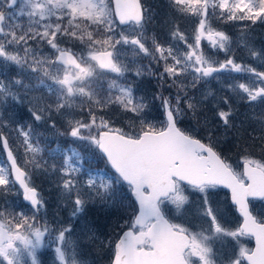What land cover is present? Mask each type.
Segmentation results:
<instances>
[{
	"label": "snow or ice",
	"instance_id": "obj_1",
	"mask_svg": "<svg viewBox=\"0 0 264 264\" xmlns=\"http://www.w3.org/2000/svg\"><path fill=\"white\" fill-rule=\"evenodd\" d=\"M175 10L182 15L196 18L192 42L171 24V38L182 42L186 50L178 45L165 46L153 40L146 45L145 25L150 21L140 0H0V106L9 99L22 102L24 95L43 85L49 94L29 100V109L34 121L49 120L56 129L53 114L67 116V128L60 135H68L84 142L90 149L99 152L114 173L110 177L87 174L83 185L78 174L81 169L73 162L80 153L65 150L62 164L48 165L37 159L44 151L34 140L31 125H17L15 131L22 137L25 166L18 163L8 137L0 131V144L6 153L7 165L0 166V264H41L38 251L43 248L45 238L54 235L56 258L59 264H81L74 250L67 247L66 233L70 228H50L40 215L44 201L31 182L27 165L47 173L58 172V187L62 197L72 199L73 217L84 212L88 198L109 204L123 196L122 186L127 184L138 203L134 218L121 229L114 242L111 264H264V215L254 214L249 207V198L264 201V159L244 155L238 170L209 142L181 130L178 117L187 112L195 115L207 95L199 101L194 93L199 86L224 71L250 73L247 83L230 85L243 101L264 104V71L251 65L238 63L231 55V37L213 27L212 21H257L264 22V0H170ZM117 24L133 28L134 34L116 31ZM202 40L216 51H223L225 59L215 60L201 49ZM78 42L87 50L76 52ZM69 45L62 47L61 45ZM53 52L44 55L42 46ZM117 45L130 46L134 55L149 58L163 65L162 72H150L158 80L177 89L174 97L154 94L152 101L160 100L163 109L162 122L146 120L152 101L137 97L131 84L121 83L127 64L119 59ZM249 55L264 63V50H256L245 43ZM9 65L19 72L8 76ZM115 74L107 87L101 79L106 74ZM26 74L37 81L33 88L18 78ZM143 74L137 67L135 75ZM49 81L51 83H49ZM193 93L190 95L189 93ZM227 110L218 109L217 117L226 129L234 127V110L227 97L222 98ZM79 106L87 119H77L73 110ZM115 106L125 113H132L141 121L140 130L128 132L116 128L112 121L97 112ZM0 128L7 127L2 119ZM207 123V121H206ZM59 131V130H57ZM253 141L264 145V115L259 118V128L249 134ZM16 185L22 189L18 192ZM230 190L231 202L242 218L234 228L227 227L223 216L209 200L211 190L218 187ZM22 195L30 205L31 215L18 206H9V194ZM192 193L201 194V215L207 228L193 231L169 213H183L190 203ZM174 206L170 208L169 206ZM242 237L255 239V248L240 245ZM231 238L236 242L232 254L220 255L214 251L212 242ZM238 246V252L236 247Z\"/></svg>",
	"mask_w": 264,
	"mask_h": 264
},
{
	"label": "rangeland",
	"instance_id": "obj_2",
	"mask_svg": "<svg viewBox=\"0 0 264 264\" xmlns=\"http://www.w3.org/2000/svg\"><path fill=\"white\" fill-rule=\"evenodd\" d=\"M174 10H175V8H174ZM149 13H147L148 16H149ZM181 16L182 17H186L188 19V21H189V23L186 22L184 24H181L180 26L177 24V27H179V28H181L183 30L189 29L190 28V23L194 22L196 20V18L194 16L190 15V14L189 15H182V14H180V13H178L176 11V17L178 18V20H180ZM231 22H233V23H231ZM228 23L232 24L235 27H236V25H238L237 27L240 26V29L242 31H243V27H245L246 29H248L250 27L247 24H250V25L254 24L251 21L247 22V20L246 21H229ZM245 23H247V24H245ZM256 23L258 25H261L264 22L257 21ZM121 30H123V31H125V32H127L129 34H134L133 33V28L131 26H119L117 24V27H116L117 33H119ZM258 31L260 32V29ZM193 32H194V30L192 29V34H193ZM183 33L188 37L189 43H191L193 35L189 36L187 31H184ZM261 33H264V32H261ZM226 34L228 35V33H226ZM253 35H256V34H247V32L244 30L241 34L240 33L239 34L236 33L235 36L239 40L238 42H240V39L242 37L243 41L245 43L250 44L251 46H253L258 51L259 50H264V49H262L260 47L259 44H256L254 42ZM228 36H230V35H228ZM231 39H232V41L234 40L233 38H231ZM203 41H205L207 43L205 46L202 45ZM166 42L167 43H164L163 45H165V46H168L169 44L178 45V47L182 51L186 50L185 46L183 45V43L181 44V42L178 43L177 41H175L173 39H171L170 41L166 40ZM202 42H201V45H202L201 49H202V51L205 54L211 56L215 60L218 59V60L222 61V60L225 59V55L226 54L223 51H220V52L215 51L214 49H212L209 46V44H208V42L206 40H202ZM76 44H78V42ZM231 44H232V42H230V48H231ZM73 50L74 51L77 50V45H75L73 47ZM117 50H118V54H119V59L123 63L127 64L129 69H130V71L125 73V76L121 78L120 82L121 83H126V84H131L133 89H134V94L137 97H145L148 101H152V97H153L154 94H161L162 93V95L164 97H174L176 95L177 89L175 87H172V89H171L169 82L166 83L167 84V88H168V90H170V92H172V94L174 93V96H169L167 94L166 95L163 94V88H161L160 91H157L158 89L156 88L154 90V92L153 91L152 92L151 91L142 92L141 86L137 84L138 81H143L145 83H149V84L153 85V81H151V79L152 78L153 79H158V78L156 76L150 75L149 73L150 72H157V73L162 72L163 65L162 64H160V65L156 64L155 66L151 67L148 64V60L151 63H152V61L149 58L144 57L143 55H140V56L134 55V53H133V51H132L130 46L117 45ZM244 51H246L247 53L246 54L242 53L240 56H237V57H239L238 59H236L234 57L236 59V61L238 63H242V64H244L243 62H249V63L251 62L250 65H252L253 67H254V63H256L255 67L258 70H260V71H264V64L259 59L252 58L249 55L248 48H245ZM42 52H43L44 55H50L53 52V50H51L47 45H44V46H42ZM80 52H83L85 56L87 55V50L85 48H83V47H82ZM229 54L233 55V50H231V53H229ZM248 56H250L249 59H248ZM137 67H140V68L143 69V74L140 75V76H136L135 75V70H136ZM18 72H19V69L16 68L15 65H9V68H8V71H7V75L8 76H14ZM20 75L23 76V74H20ZM114 75L115 74H110L109 73V74H106V75L103 76L105 78L101 77V79L104 81V84H106ZM251 78H252L251 74L250 73L247 74L245 72L236 73V72L228 71L227 72V79L224 76H221V75L217 74L216 78H211L206 83H203L202 86H199V91L195 92L197 94L195 98H199V97L203 98L204 95H207L208 93H211V95H208V98L210 97L212 99V102L209 105L213 106V109H216L217 107L214 106L215 105V101H219V100H221L224 97V94L222 93V91H226V93L229 96H232L231 95V93H232L234 95V96H232V100H235L236 103H239V104L244 106V115H243V117H245L249 121L252 120L253 123H254L255 120L258 121V123H259L260 116L264 115V104H261L259 101L253 102L252 104H249L248 102L243 101V100L240 99V95H238V92H239L238 89L236 91H233V89L231 87H229L230 85H235L237 83H245V82L247 83V82H249V80ZM22 80H23L24 84L30 85L33 88H35V86L37 85V81L34 78L25 77V79H22ZM30 81H31V83L29 84ZM125 81H128V82H125ZM49 83H51V82L49 81ZM157 84H158V82H157ZM230 91H231V93H229ZM19 92L21 94L22 102L18 103V102L14 101V100L9 99V101H8V103L6 105L0 106V113L3 110L2 114L3 113L5 114L4 117H7V119H10V122L8 123V126L5 127V128L9 130V133L12 135V138L15 141V145L16 146H12L13 150L16 153H18L19 155L24 156L26 158L24 149L21 146V141H22L23 138L20 137L18 135V133L15 131V129H16L15 122L19 121V122L22 123V125H28V123H32V129H33V131L35 133L34 140H38L39 146L42 149H44L46 151V153H47L46 158H43V161L44 160L47 161L48 165H51V164L55 163L57 165V167H59L61 165V164H59V161L62 162L61 159L63 160L64 151L67 150L68 153H69L70 152L69 150L71 149L70 148L71 145L68 144V143H65V146H61V145L56 144V143H53V144L48 143L45 146H43L44 142H43V138H41L40 135H39V127L35 124L36 121L33 120L31 112L29 111V109L33 107V104L29 103V100H32L34 97L43 96L45 98V101H48L49 94L47 93V90L44 88L43 85H41L35 91L29 92L27 96L24 95V89L23 88H20ZM195 93H194V95H195ZM189 94L192 95L193 93L190 92ZM209 101H211V100H209ZM160 103L161 102L158 99L155 100V101H152V103L149 106V109H147L148 115L145 117L146 120H149L152 123H156V124H160L162 122L163 109L160 107ZM75 109H78L76 111H81L79 106H77ZM117 112L119 113L118 114L119 118H118V120H116V122L119 123V126L115 125L114 122L111 119H109V120L112 121L113 125L116 128L119 127V128H121V129H123L125 131H128V132H132V131H136V130L140 129L141 121H140L139 118L135 117L134 114L125 113V112H123L121 110H118V109H117ZM101 115L102 114H98V116H101ZM60 116L64 117L66 120L68 119L67 116H62V115H60ZM75 118L81 119V117H79V116H77V117L75 116ZM178 121L181 122V124L184 127V130L187 129L192 134L197 135L198 132L196 131V129H197V126L200 123L197 119H195V118L192 119L191 120L192 124H191V123H188V121L185 118V115L182 114L181 116L178 117ZM65 123L66 122H64L63 124L65 125ZM201 124L206 126L204 128V131H208V132L211 131V132L219 133L220 135L217 137V140L219 142H224L225 141V137L223 136V134L224 133L225 134L228 133L229 135L227 134L226 141H228V140L234 141L235 145H238L237 141L239 140V135H238L237 131L240 132V134H241V132H242L241 129H242V126L244 125V123H242V124L240 122L236 123L235 126L238 128V130L234 131V130H230L229 128L228 129L224 128V130H223L224 132L222 133L220 131H215L214 128L211 127L210 124H208L206 122L205 123H201ZM57 130H59V131L56 132L57 136H59L62 140H68V139L71 138L68 135H60L59 134V133H62V132L65 131L64 127H59V125H58V129ZM250 144H251V142L249 143V145ZM222 147H223V145H222ZM252 148H255V147L252 146ZM263 148H264V145H263ZM255 149H257V148H255ZM257 150H260V149H257ZM49 151H54L55 152L54 155H51ZM90 154H91L90 152L89 153L87 152V157L89 159H91V155ZM247 154H251L252 158H255L256 155H257L256 152H243V154H241V155H239L237 151H234L233 153H230V155H231V157H230L231 158V163L233 164V166L237 167V169L240 170V168H241V167H239L240 161H241L242 157L244 155H247ZM39 156L37 157V159H39ZM258 157H259V159H264L263 156H258ZM47 158H49L50 160H53V161H49ZM23 162H25V161H23ZM97 169H103V165L102 164L100 166L97 165ZM28 171H29V173L33 172L35 174L34 179L36 180V182H34V183H35L36 186H38L39 182H38L37 176L40 177L41 175H43L44 172H42V174H41V171L33 169L32 166L28 167ZM55 177H57V179H54ZM51 178L47 177L46 175L45 176L43 175L42 177H40L41 180L45 179V183L46 184H48V182L49 183L52 182L53 180H54V182L56 184V185H54V187H56V189L54 190V194H53V195H55L54 196L55 198L52 197V196L50 198V200H52L53 205L56 204L57 202H59V206L65 209V204L70 203L71 207H72V199H74V195L75 194H73L72 199H68V198L62 197L61 190L58 187V183H59V180H60L59 173L58 172H53V175H52ZM85 180L86 179H81L82 182H84ZM81 185H83V184H81ZM124 187L125 186L123 185L122 186V191L124 190ZM82 192L84 194V198L87 200V203H86L84 212L78 214V216L81 217V218H80V222L77 223L76 228H74L73 226L70 227V225H66V226L64 225L62 227H56V224H55V227H56L55 229H61V228H70L71 229V231L69 233H66V237H68L67 240H66L67 247H68V249L70 251L74 250L77 260L80 261L81 264L82 263L84 264V263L87 262L86 256L89 254L88 244L91 243V240H89V238L87 237L86 232L84 231V226H85L84 225V221H85V216H86L85 215L86 207H88V209H89L87 213H90V211H95L97 209V208H94V204L101 203V202H99L98 199H96L95 201L89 199L88 198V192H87L86 188H82ZM211 195L213 197H217L215 199L217 200V204H218L219 207L225 209L224 206L229 205L228 201L223 202L222 198L220 197L221 193L211 192ZM197 196H199L198 193H192L191 194L190 203H189L190 205L194 203L195 206H199V203H197V200H199L197 198ZM58 198L60 199L59 201H57ZM4 199L5 198H0V204L4 203ZM6 199H7V202L9 204V206H18V207H16L17 211H19L22 208V205L20 204L21 201L18 200V198H17L15 193L9 194L6 197ZM123 199H124V194H123L122 197L116 199L114 201V203H115V205L117 207L119 206L120 203H121L122 206L124 205L123 208H125V210H124V213L126 215L125 218L131 220L133 218L131 215L134 212L133 211L134 203H132L130 201V199H127L126 201L123 200ZM251 206H252V208L254 210H257L259 212V215H263L260 212L263 211V213H264V202H252ZM194 210H196V209H194ZM69 212H70V216L74 219V221L78 219V217H73L71 215V211H69ZM128 212H129V214H128ZM188 212L191 214V212L189 210H188ZM29 215H31V213H29ZM47 222H48V220H47ZM106 230H108L109 233L104 238L97 239V238L93 237L94 238L93 240L96 243H98L99 253L102 252L103 249L107 250L108 248L110 249V247H111V242L113 240L114 235H112L110 233V231H112L111 227H107ZM48 240H50L49 244H45V246H43V248H41L38 251L39 260L41 261V264H59V261L57 260L56 253H55V248H56L57 244H56L54 236H53V239H50L49 236L46 237L45 241H48ZM240 242H241L242 245L246 244V241H242L241 240ZM223 245L225 247L224 243H223ZM223 245H222V247H223Z\"/></svg>",
	"mask_w": 264,
	"mask_h": 264
},
{
	"label": "trees",
	"instance_id": "obj_3",
	"mask_svg": "<svg viewBox=\"0 0 264 264\" xmlns=\"http://www.w3.org/2000/svg\"><path fill=\"white\" fill-rule=\"evenodd\" d=\"M144 9L147 11V13H149V17L151 18L150 21L145 25V38H146V45L151 48L153 46V40H156L157 42L164 44L167 43L166 40H171V24L169 22H174L175 26H177V24L180 26L181 24H183V19L182 16L180 17V20H178V18L176 17V11L174 10V7L172 6L170 0H141ZM177 22V23H176ZM233 23V22H231ZM213 27L218 29V30H225L227 31L228 34H231L233 36L234 41L231 44V50L233 49V55L236 59H238L242 53L246 54L247 52L244 51L245 50V42L243 41V38L241 37L240 42H238L239 40L237 39V37L235 36L236 33L237 34H241L243 31L240 29V26L237 27L238 25L233 26L232 24L228 23V22H223L220 20H213L212 21ZM179 28V27H178ZM180 31L184 32L187 31L188 35L191 36L192 32L189 30H183L181 28H179ZM260 29V32L258 31ZM262 31H264V23H262L261 25H258L257 23L252 24L248 29H246V32L249 34H256L253 35L254 37V42L256 44H259L260 47L262 49H264V33H261ZM182 44V42H181ZM64 45V44H63ZM77 45V49H80L81 45L76 44ZM215 50V49H214ZM257 50V49H256ZM216 51V50H215ZM218 52V51H217ZM250 58V56H248V59ZM218 60V59H217ZM251 63V62H250ZM152 66H155L156 63L152 61L151 63ZM23 77V78H22ZM25 77H28L26 74L19 75L20 79H25ZM30 78V77H29ZM105 78V77H103ZM151 81H153V85L149 84V83H145L143 81H138V85L141 86L142 92L145 91H153L157 88V91H160L161 88H163V94H167L169 96H174V93L172 94V92H170V90H168L167 88V84L164 83L163 81H160L158 79H151ZM128 82V81H125ZM158 82V84H157ZM162 82V83H161ZM169 84H171V81H168ZM167 82V83H168ZM31 83V81L29 82V84ZM105 87H107V83L104 84ZM152 86V87H151ZM172 89V87H170ZM167 91V92H166ZM150 92V93H151ZM224 94H226V91H223ZM196 93H195V97H196ZM197 101L201 100L202 97L199 98H195ZM211 100V101H209ZM212 102V99L209 97L207 100L204 101V103H202L199 106V109L197 111V113L194 115V118L197 119L200 123H205L203 121V117L205 118H209L212 120V124H210L211 127L215 128L217 131L220 132H224V125L223 123L220 121V119L217 117L216 115V111L218 109H225L227 110V105L222 103V99L219 101H215V103L217 104L215 107H217L216 109H213V106L209 105ZM238 108L240 110V116L243 120L244 125L242 126L241 129V134L240 132L237 131L238 135H239V140L237 141L238 145H235L234 141L228 140L226 141V136L228 133H224L223 136L225 137V141L224 142H219L217 140V137L220 135L217 132H208L205 131L206 134L205 135H199L197 133V136L201 139H203L206 142H209V137L211 136V143H213L215 145V147L225 156H229L230 157V153H233L234 151H237L238 154H243V152H256L257 155L254 159H259L258 156H263L264 157V148L260 147L261 143L259 142V140L253 141L249 134L252 133V129L253 128H259V123L258 121H254V123H252V120L249 121L247 120L245 117H243L244 115V106L236 103L235 100L232 101L231 107L232 109L235 107ZM78 109H74L73 110V114L77 117H81V119H87V117L81 112V111H76ZM3 112V110L1 111V113ZM201 113V114H200ZM98 114H102L103 116H105V118L107 119H111L115 125L119 126V123L116 122V120H118L119 118V113L117 112V109L115 106H113L112 108L109 109H105L102 111L97 112ZM4 113L2 115V119L4 121H7L8 123L10 122V119H7V117H4ZM52 119L56 121V129H53L52 127H50V121L49 120H42V121H36V125L39 127V135L41 138H43V146H45L48 143H56L59 144L61 146H65V143H68L71 145V149L69 150L70 152L68 153L69 155H71L72 150H75L76 152L80 153V160L77 161L76 157L73 156V162L76 163L77 165H84L82 164V161H84L85 159H89L87 157V152L91 153V159L93 161H96V159L98 158V152L95 149H90L87 148L86 144L84 142L81 141H77L74 140V138H70L68 140H62L59 136H57V129H58V125L59 127H64L65 129L67 128V120L64 117H61L58 114H53ZM64 122L65 125L63 124ZM236 123H239V121H237V119L235 118V116L233 115L232 117V124L234 125V127L229 128L230 130H238V128L235 126ZM17 125H22L21 122L16 121L15 122V126ZM28 125H31L32 127V123H28ZM0 131H3V133L5 135H7L9 143L11 144V146H16L15 145V141L12 138V135L9 133V130L6 129L5 127L0 128ZM229 135V134H228ZM34 138H35V133H34ZM233 139V138H232ZM241 139V140H240ZM251 142V144L249 145V143ZM85 144V146L83 147V145ZM225 148H223L222 147ZM252 146H254L255 148H252ZM226 150V151H225ZM256 150V151H255ZM51 155H54V151H49ZM16 157L18 161H25V157L19 155L18 153H16ZM59 154V153H58ZM1 155V153H0ZM46 151L44 150L43 152L40 153L39 159L46 158ZM62 155V154H61ZM49 161H53L50 160L49 158H47ZM90 160V159H89ZM45 161V160H44ZM62 161V159H61ZM59 164H62V162L59 161ZM88 166L91 167L92 163L90 161L87 162ZM25 166V165H23ZM31 165H27V169L28 167H30ZM83 167V166H82ZM93 170V168H92ZM92 173L93 171H89L87 173ZM42 174V171H41ZM31 175V179L32 181L34 180L35 174L33 172H30ZM43 175L51 178L53 175V172L49 169V171L47 173H43ZM43 175H41L40 177H42ZM82 175V174H81ZM105 176L104 174H101ZM39 176H37L38 178V182L39 185L36 186L39 191L41 192V196L42 199L44 200V207L41 209L40 215L42 217H44L46 220H48V224L49 227L51 228L53 226V224H56V227H62V226H66V225H71L74 228H76L77 223L80 222V218L77 214L78 217L77 220L74 221V219L70 216V212H72V207L70 203L65 204V209L59 206V201L60 199H57V203L53 205L52 200H50L51 196L54 197V190L56 189V187H54L55 182L54 180L52 182H48V184L45 183V179H40ZM86 177V176H84ZM83 177V178H84ZM87 178V177H86ZM52 179V178H51ZM54 179H57V177H55ZM78 179L80 181V184H83L84 182L81 181V177L78 176ZM33 182H36V180H34ZM35 184V183H34ZM123 194H124V199L123 200H127L130 199V201L133 203V200L129 194V191L127 190V187H124L123 190ZM55 198V197H54ZM98 204V205H97ZM94 204V208H97L95 211H90V213L88 212V207H86V212H85V221H84V231L87 234V237L89 238V240H91V243L88 244V250H89V254L86 256L87 262L85 264H109V260H110V256H111V252L107 249H103L102 252L99 253L98 250V243H96L93 239L97 238V239H102L104 238L109 231L106 230L107 227H111L110 233L113 235L115 234L117 231L119 232L127 223V219L125 218L126 215L124 213L125 208H123V206L121 205V203L119 204V206L117 207L113 202L108 204H102V203H97ZM129 214V212H128ZM60 216V217H59ZM56 218V219H55ZM55 220V221H54ZM70 226V227H71ZM94 237V238H93Z\"/></svg>",
	"mask_w": 264,
	"mask_h": 264
},
{
	"label": "flooded vegetation",
	"instance_id": "obj_4",
	"mask_svg": "<svg viewBox=\"0 0 264 264\" xmlns=\"http://www.w3.org/2000/svg\"><path fill=\"white\" fill-rule=\"evenodd\" d=\"M228 97L232 98V96H228ZM240 170H241V168H240ZM211 192L221 193L220 197L222 198L223 202L228 201L229 205L224 206L225 209H223V208L218 206L217 200L215 199L217 197H213L211 194L209 196V200L213 203V206L215 208H217L218 211L220 212V214L223 216V220H224L226 226L230 227V228H234L238 223L241 222L242 219H241L240 215L237 213L235 206H233L230 203L228 191L225 190L224 188L218 187L216 189L211 190ZM198 195L199 196H197V198L199 200H197V203H199V206H195L194 203L191 205L188 204L185 206L186 210H184L182 214L176 213L173 210L168 214L169 218L171 219L172 217H176L174 222L184 224L185 226L189 227L193 231H201L202 228H207V223L201 215V212H202L201 194L198 193ZM190 197H191V195H190ZM252 202H264V201H261L259 199H256V200L250 199V204H249L250 208H252V206H251ZM169 207L174 208V206H171V205ZM193 208L196 210H194ZM188 210L191 212V214L188 212ZM260 213L264 215L263 211ZM254 214L259 215V212L257 210H254ZM241 240L246 241V244L242 245L240 242V245H242L243 247L252 249L253 239L251 237H242L240 239V241ZM223 243L225 244V247H224ZM222 245H223V247H222ZM234 246H236V242L234 240H232L231 238H225L223 240H215L214 242H212V247L218 256H220V255L228 256V255L232 254ZM236 251L238 252V246L236 247ZM244 264H247V262L245 261Z\"/></svg>",
	"mask_w": 264,
	"mask_h": 264
},
{
	"label": "bare ground",
	"instance_id": "obj_5",
	"mask_svg": "<svg viewBox=\"0 0 264 264\" xmlns=\"http://www.w3.org/2000/svg\"><path fill=\"white\" fill-rule=\"evenodd\" d=\"M207 43L205 42V41H203L202 42V45H206ZM201 45V46H202ZM148 64L151 66V67H153L152 65H151V62L148 60ZM222 74V73H221ZM222 93L224 94V92L222 91ZM229 93H231V91L229 92ZM231 95L232 96H234L232 93H231ZM229 95L226 93V94H224V97H227L228 99H229V101H230V104H232V98H229L228 97ZM233 110H234V116H235V118L237 119V121H239L241 124L243 123V120H242V118H241V116H240V110L238 109V108H236V105H235V107L233 108ZM201 114V113H200ZM185 115V118H186V120L188 121V123H191L192 124V119H194V115H193V113H191V112H187L186 114H184ZM203 119V121L204 122H206L207 121V123L208 124H212V120L211 119H209V118H205V117H203L202 118ZM253 123V122H252ZM206 126H204V125H202L201 123H199V125L197 126V129H196V131L198 132V134L199 135H205L206 134V132L204 131V128H205ZM214 130L215 131H217L215 128H214ZM213 130V131H214ZM260 147H263V145H261Z\"/></svg>",
	"mask_w": 264,
	"mask_h": 264
},
{
	"label": "water",
	"instance_id": "obj_6",
	"mask_svg": "<svg viewBox=\"0 0 264 264\" xmlns=\"http://www.w3.org/2000/svg\"><path fill=\"white\" fill-rule=\"evenodd\" d=\"M5 152V151H4ZM5 155H6V153H5ZM227 189V188H226ZM22 190V189H21ZM228 190V192H229V196H230V202H231V193H230V190L229 189H227ZM131 195H132V197H133V199H134V201H135V197H134V195L132 194V192H131ZM249 199H251V198H249ZM26 203H28L27 201H25ZM135 203H136V201H135ZM231 204H232V202H231ZM136 205H137V209H138V203H136ZM235 206V205H234ZM236 207V206H235ZM236 211H237V208H236ZM237 213L239 214V212L237 211ZM240 215V214H239ZM242 222V221H241ZM125 230H127V229H125ZM253 243H254V245H253V248H255V239L253 238Z\"/></svg>",
	"mask_w": 264,
	"mask_h": 264
}]
</instances>
